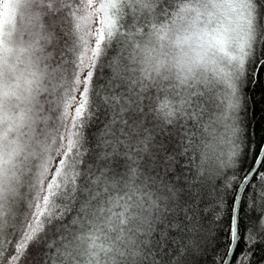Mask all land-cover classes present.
Returning a JSON list of instances; mask_svg holds the SVG:
<instances>
[{
  "label": "snow or ice",
  "instance_id": "6c2138e0",
  "mask_svg": "<svg viewBox=\"0 0 264 264\" xmlns=\"http://www.w3.org/2000/svg\"><path fill=\"white\" fill-rule=\"evenodd\" d=\"M209 249L264 264V0H0V264Z\"/></svg>",
  "mask_w": 264,
  "mask_h": 264
},
{
  "label": "trees",
  "instance_id": "16d2710c",
  "mask_svg": "<svg viewBox=\"0 0 264 264\" xmlns=\"http://www.w3.org/2000/svg\"><path fill=\"white\" fill-rule=\"evenodd\" d=\"M256 99L259 101L262 99V97L259 94H257ZM257 116H259V113H257ZM205 264H212V250L211 249H209V252L207 256L205 257Z\"/></svg>",
  "mask_w": 264,
  "mask_h": 264
}]
</instances>
